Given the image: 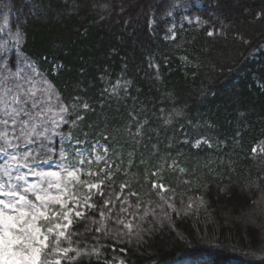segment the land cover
I'll use <instances>...</instances> for the list:
<instances>
[{"label":"trees","instance_id":"16d2710c","mask_svg":"<svg viewBox=\"0 0 264 264\" xmlns=\"http://www.w3.org/2000/svg\"><path fill=\"white\" fill-rule=\"evenodd\" d=\"M171 3L0 0L63 103L89 105L62 125L102 156L81 166L103 184L72 216L71 247L97 249L90 264H264V0H215L203 22Z\"/></svg>","mask_w":264,"mask_h":264},{"label":"snow or ice","instance_id":"6c2138e0","mask_svg":"<svg viewBox=\"0 0 264 264\" xmlns=\"http://www.w3.org/2000/svg\"><path fill=\"white\" fill-rule=\"evenodd\" d=\"M216 6L215 0L211 4L206 0H172L166 15L172 16L173 8H182L184 18L189 22L193 19L203 22L195 12L200 8ZM17 36L20 34L17 33ZM30 67L34 69L33 65ZM33 75L40 77L41 87H36L33 77L21 80L18 74L16 82L11 84L8 78L0 79V197H3L0 198V264H61V258L69 264L72 261L90 264L93 255L99 256L98 250L71 247V237L75 233H69L68 229L73 224V215L83 219L84 208L95 207L90 203L91 190H99L103 180L98 183L80 180V175L85 174L81 168L85 160L80 157L88 153L75 145L84 142L74 140L71 132L64 134L57 131L69 123L65 117L70 108L73 111L81 106L88 109L89 105L64 104L59 93L41 73L34 71ZM115 91L116 86H113V93ZM76 99L79 100V97ZM82 119L77 115L71 123L74 126L76 121ZM54 137L60 140L58 151ZM29 145L33 147L29 149ZM69 151L74 153L72 159L68 158ZM87 163H91V160ZM41 165H48L49 170L41 169ZM53 165L57 170H51ZM21 167L29 172L22 173ZM28 175L38 179L29 182ZM86 175L94 176L97 173L89 171ZM77 185L86 187L89 194L84 197L78 195ZM160 187L163 188L162 185ZM99 194L102 196L103 192ZM109 203L105 200L104 206L107 207ZM188 207H192L191 203ZM121 211L126 212L127 209ZM100 216L103 218L105 213L100 212ZM117 223L130 232L133 229L131 222L118 220ZM103 227L101 222V227L96 231H101ZM62 240L69 246L62 247ZM69 252L74 255L69 257ZM184 264H218V260L215 254L205 253L194 259H186Z\"/></svg>","mask_w":264,"mask_h":264},{"label":"rangeland","instance_id":"374dc122","mask_svg":"<svg viewBox=\"0 0 264 264\" xmlns=\"http://www.w3.org/2000/svg\"><path fill=\"white\" fill-rule=\"evenodd\" d=\"M181 11L184 12L183 9H181ZM8 16L9 15L3 17L2 15H0V79L8 78V82L9 84H11V83L16 82L17 74L19 75L21 80L24 77H33L34 81L36 82V87L39 88L42 86L39 83L40 77L34 76L33 75L34 71L37 73H41L44 79H46L47 81L49 80L47 79L45 73L41 71L37 63L32 58L26 56L22 52L21 50L22 36L15 28H13L10 18ZM17 33L20 34L19 37L17 36ZM30 65H33L34 69L30 67ZM57 131L60 133L66 134L63 131L62 126L59 129H57ZM54 140L56 141V148L58 151L60 147V144H59L60 140L58 137H54ZM31 147L33 146L31 145L28 146L29 149ZM97 148H98L97 146L94 147V152L92 156L87 154L84 157H80V158L84 160L85 158L89 160L95 159L96 161L100 162L102 159V156ZM97 157H100V159H97ZM55 158L56 157H54V159ZM41 169L47 171L49 170V167L48 165H41ZM20 170L22 173H26V174L29 172L28 169L23 168V167H21ZM51 170H57V169L53 165ZM27 179L29 182H35L38 179V177L28 175ZM0 198H3V197H0ZM69 206L71 207V205Z\"/></svg>","mask_w":264,"mask_h":264}]
</instances>
